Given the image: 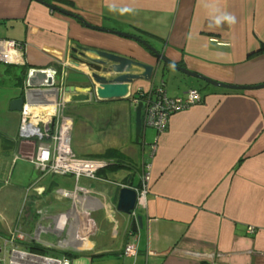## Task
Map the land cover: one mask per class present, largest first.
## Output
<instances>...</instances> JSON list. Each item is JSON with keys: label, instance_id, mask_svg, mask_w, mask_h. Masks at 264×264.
Listing matches in <instances>:
<instances>
[{"label": "crops", "instance_id": "obj_1", "mask_svg": "<svg viewBox=\"0 0 264 264\" xmlns=\"http://www.w3.org/2000/svg\"><path fill=\"white\" fill-rule=\"evenodd\" d=\"M41 1L77 14L92 26L141 37L174 63L216 82L264 85V0ZM84 36L91 48L155 63L138 43L89 30L36 0H0V40L17 45H10L13 63L0 65V218L5 229H14V222L8 223L10 201L14 213L26 211L19 227L28 234L50 224L54 216L42 207L56 202L63 210L55 217H67V232L43 239L60 243L72 264H93L99 258L120 264H264V88L216 90L168 67L159 80L157 74L154 88H163L171 98L202 88L203 102L173 114L163 133L152 128L150 145L157 151L150 162L148 196L138 211L144 228L133 234L117 204L121 186L130 178L140 186L148 128L136 143L130 100L101 102L91 96L87 76L71 63L72 50L85 46ZM49 68L58 70L60 99L47 90L27 94L28 71ZM67 87L74 90L65 92ZM26 94L24 110L11 111V101ZM52 105H60L70 119L75 154L105 158L115 150L130 165L107 167L95 178L61 176L65 187L45 189L46 175L60 176L42 172L33 162L46 138L24 139L21 127L24 116L32 122L36 111L43 124L50 119L55 124L54 113L45 112ZM85 128L87 135L80 138ZM24 151L28 156H21ZM10 159L13 170L19 161L31 166L33 172L24 174L32 173L28 183L10 182ZM56 188L74 195L62 198ZM126 246H133L137 255L121 256Z\"/></svg>", "mask_w": 264, "mask_h": 264}, {"label": "water", "instance_id": "obj_2", "mask_svg": "<svg viewBox=\"0 0 264 264\" xmlns=\"http://www.w3.org/2000/svg\"><path fill=\"white\" fill-rule=\"evenodd\" d=\"M52 11L59 12L63 15L70 16L78 20L87 29L92 31H98L102 33H107L120 38L132 40L144 49L145 53H148L155 60V63L145 62L143 59H139L137 56H125L113 51L104 50L102 48L96 47H81V49H73V55L71 59L73 60V68L84 76H87L88 83L91 84V96H95L101 102H112V101H127L130 100L131 103L140 97V93L145 96L155 89L153 86L155 78L159 71L165 74L166 67L172 68L177 72L185 75L188 78L198 79L210 86L222 88L225 90L232 91H247L257 88H264V85L260 87H239L233 85H226L214 80H211L205 76L198 73H194L186 68L171 61L165 51L159 52L156 48L151 46L147 41L143 40L141 37L132 35L129 33L102 29L89 24L84 18L77 14L65 11L53 4L44 3L41 0H36ZM168 73L170 70L167 71ZM58 75V70L55 68L49 69H30L27 74V94L38 93L40 91H45V93L50 92V95L55 94L57 100L61 96V88L56 87V80ZM141 84V85H139ZM138 90L135 87L138 86ZM151 86L150 88H144ZM158 88V87H156ZM73 87L65 88V92H69ZM27 94L20 98L13 99L10 103V110L13 112H22L24 110V105L28 102ZM35 100V97H32ZM31 99V100H32ZM38 99V98H37ZM32 100L34 103L35 101ZM33 103V104H34ZM146 107V103L143 101L137 102L135 106V116H136V138L135 142L139 143L141 139V134L143 131V111ZM109 164H106L108 167ZM105 167V168H106ZM142 186V178L140 186H135L133 184L132 178H130L125 185L121 186L117 211L126 216L128 221L131 222V230L133 234H138L140 230L144 228L143 217L138 214V208L140 203L139 190ZM50 224L46 227L48 234H54L58 238L62 236L65 227H67V217L60 215L58 217H50Z\"/></svg>", "mask_w": 264, "mask_h": 264}, {"label": "built area", "instance_id": "obj_3", "mask_svg": "<svg viewBox=\"0 0 264 264\" xmlns=\"http://www.w3.org/2000/svg\"><path fill=\"white\" fill-rule=\"evenodd\" d=\"M10 45L16 43L8 40H0V63L12 64L13 56H10ZM140 97L134 100L143 101L146 107L143 111V127L153 128L163 133L169 124L170 118L177 112L185 111L202 103V95L198 90H190L185 97L171 98L163 88H155L148 95L140 93ZM55 97V96H54ZM60 107V105H58ZM58 106L55 108L53 117L56 123L52 125V119L42 123L39 119L35 124L29 121L27 115L22 120L21 137L24 139H36L45 142L37 147L36 163L41 168L47 169L54 175L95 178L107 162L94 159L78 158L72 148L71 122L64 117ZM26 108V107H25ZM62 108V107H61ZM40 121V122H39ZM43 124V126H41ZM31 126V128H29ZM157 151L156 145L145 149L144 162L142 164V186L139 190L140 203L146 202L151 183V160ZM65 197L71 198L74 194L62 193ZM47 226L41 224L33 234H28L21 229L15 231L10 237L0 236V264H72L70 257L65 254L63 246L43 239L48 234ZM254 232V230H249ZM63 232H67L65 229ZM63 234V233H62ZM37 244L46 250H53L54 254L36 252L28 245ZM137 251L133 246H126L121 256H136Z\"/></svg>", "mask_w": 264, "mask_h": 264}, {"label": "rangeland", "instance_id": "obj_4", "mask_svg": "<svg viewBox=\"0 0 264 264\" xmlns=\"http://www.w3.org/2000/svg\"><path fill=\"white\" fill-rule=\"evenodd\" d=\"M84 39H85V41H84V43H85V46H83V47H92V44H90L91 42H89L88 40H87V37L86 36H84ZM93 47H95V45L93 46ZM96 48H98V47H96ZM161 76H162V71L161 72H159L158 73V77H157V79L159 80L160 78H161ZM168 80V79H167ZM196 80H198V79H196ZM198 82H200L199 80H198ZM197 83V82H196ZM201 83V85L203 84L204 85V82H200ZM211 87H213V86H211ZM214 89H216V90H220V89H217V87H214ZM192 90H198V89H192ZM199 90H201L202 91V88H200ZM198 90V91H199ZM200 92V91H199ZM201 93V92H200ZM202 95V94H201ZM94 98H96V97H94ZM202 102H203V98H202ZM68 108H66V110H65V114H66V112H68V110H67ZM70 110V109H69ZM81 110H79V114H76L75 115V119H76V121L75 122H79V119H80V117H81ZM71 113H72V111H71ZM70 114V113H69ZM78 116V117H77ZM133 119H134V121H135V109H134V112H133ZM147 140H146V142L145 143H147L149 146H148V148L151 146L150 144H153V142H152V139H154L153 137H152V133H154V130L152 129V128H148L147 129ZM75 134V132L73 133V141H74V135ZM86 135H87V129L85 128L84 130H83V134L80 136V138H85L86 137ZM84 140V139H83ZM80 141H82V139H80ZM72 146H73V151L76 149V147L74 146V142H72ZM26 147V146H25ZM25 147H24V150H27V149H25ZM28 148V147H27ZM147 148V149H148ZM28 151H29V149H28ZM30 152V151H29ZM75 152H76V150H75ZM86 153H87V151H85ZM28 152H26V151H24L23 153H22V155L21 156H24V155H26V156H28ZM77 154V157L78 158H81V159H94V160H99V161H101V160H103L102 158H97V156H84V154H81V153H76ZM86 157H89V158H86ZM36 159H37V157H35L34 156V160H33V162H36ZM36 166L38 167V169L39 170H41L42 172H44V173H47V169H44V168H41L40 166H38L37 165V163H36ZM29 170H31V172H33V170H32V168H31V166L29 165V164H23V161H19V163H18V165L16 166V168L13 170L12 169V167H11V159H10V182L12 183V184H20L21 183V185H24V183H28L29 182V178H30V176H31V174L30 175H24L25 174V172L27 173V174H29ZM70 176V175H69ZM24 177H25V179H24ZM65 177H61V176H53V175H46L44 178H43V181H42V186L45 188V189H50V187L52 188V187H54L55 185H59V187H65V184H64V182H65ZM135 181H137V179H136V177H135V179H134ZM36 187V186H35ZM63 189V188H62ZM56 191H58V192H56ZM63 192H65V191H63V190H59L58 188H56L55 189V193H56V195L57 196H61L62 198H68V197H65L62 193ZM10 199H12L11 197H10ZM26 199H27V197H24V202L26 201ZM14 200H12V201H10V222H8L9 224H10V226L11 225H13V222H14V229H12L13 228V226L11 227V229H10V227H9V229H5V227H4V225H3V223L1 222V218H0V231H3V232H7V233H5V234H2L1 233V235L2 236H5V237H10L11 235H13L14 233H15V231H17V230H19V229H21L20 227H19V223H20V221L21 220H23V218H24V216H25V213H26V211H23V210H21V211H18V210H16L15 211V213H14V209H15V204L13 205L12 204V202H13ZM19 207V205L17 204V208ZM47 213H48V215H50V216H57V215H59L61 212H62V210H63V206L62 205H60L59 203H56V202H54L52 205H50V206H44V207H42ZM143 208V205L142 204H140L139 205V208H138V211L139 210H141ZM18 211V212H17ZM38 211H39V208H36V214H38ZM42 212H43V210H41ZM40 211V212H41ZM41 212V213H42ZM36 214H34V215H36ZM30 217V216H29ZM13 219H16V221L15 220H13ZM34 220V219H33ZM67 221H69V220H67ZM23 229V228H22ZM44 238V237H43ZM54 243V242H53ZM48 253L50 254H54V251L53 250H48ZM115 257V256H114ZM118 261H121V260H118ZM93 264H120L119 262H117V261H115V260H110V259H94L93 260Z\"/></svg>", "mask_w": 264, "mask_h": 264}, {"label": "trees", "instance_id": "obj_5", "mask_svg": "<svg viewBox=\"0 0 264 264\" xmlns=\"http://www.w3.org/2000/svg\"><path fill=\"white\" fill-rule=\"evenodd\" d=\"M0 65H3V64L0 63ZM24 70L25 69H22V73H23V76L22 77H26V71H24ZM142 135H143V132L141 134V137H142ZM102 159H103V161H108L107 162L108 164L110 163V165L108 166V167H110L109 169L120 170L123 167H127L128 165H130V164L126 163V161L124 160L123 156L121 157L118 154L116 155L115 150L112 151V153L110 154V156L108 155V156H106L105 158H102ZM135 169L136 168H134L133 165L130 168L131 171H134ZM0 236L1 237H5V236H2L1 234H0ZM28 246L30 247V249H32V250H34L36 252L47 253V251H48V250L44 249L42 246L37 245V244H30Z\"/></svg>", "mask_w": 264, "mask_h": 264}, {"label": "bare ground", "instance_id": "obj_6", "mask_svg": "<svg viewBox=\"0 0 264 264\" xmlns=\"http://www.w3.org/2000/svg\"><path fill=\"white\" fill-rule=\"evenodd\" d=\"M54 109H55V107L53 105L52 106H48V108L45 109V112H47L48 114H51L52 112L54 113ZM34 115L35 116H33V118H32V120H33L32 123L33 124H35L38 121V118H41V114L38 111L34 112ZM29 128H31V126H29ZM47 169H49V167ZM103 169H105V168H102L101 170H103ZM75 178H76V180H79V177H75ZM72 231H75V230H72ZM69 237H71V238L68 239L69 243H72L74 241V235H73L72 232H70V236Z\"/></svg>", "mask_w": 264, "mask_h": 264}, {"label": "flooded vegetation", "instance_id": "obj_7", "mask_svg": "<svg viewBox=\"0 0 264 264\" xmlns=\"http://www.w3.org/2000/svg\"><path fill=\"white\" fill-rule=\"evenodd\" d=\"M6 65H9V64H6ZM89 85L86 87L87 89H90V91H91V84L90 83H88Z\"/></svg>", "mask_w": 264, "mask_h": 264}]
</instances>
